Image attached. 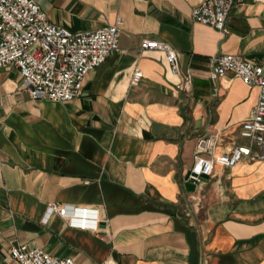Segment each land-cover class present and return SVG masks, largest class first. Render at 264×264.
Segmentation results:
<instances>
[{"label":"crops","instance_id":"crops-1","mask_svg":"<svg viewBox=\"0 0 264 264\" xmlns=\"http://www.w3.org/2000/svg\"><path fill=\"white\" fill-rule=\"evenodd\" d=\"M199 1L36 0L71 31L120 16L119 49L69 101L34 100L16 67L0 69V264H19V243L82 264H264V158L184 187L200 136L216 153H260L240 135L258 88L230 72L212 79L209 59L264 63V0H235L224 32L192 20ZM143 38L170 44L178 72ZM53 202L96 208L98 230L68 226Z\"/></svg>","mask_w":264,"mask_h":264},{"label":"built area","instance_id":"built-area-1","mask_svg":"<svg viewBox=\"0 0 264 264\" xmlns=\"http://www.w3.org/2000/svg\"><path fill=\"white\" fill-rule=\"evenodd\" d=\"M235 0H200L191 10L194 22L225 31L226 20ZM122 18L113 23L82 31H71L48 21L36 0H0V69L14 66L34 100L69 101L82 93L89 71L119 49ZM140 49L158 50L172 73L178 72L176 50L167 42L143 38ZM210 77L217 79L230 72L249 86L258 88L257 102L251 114L241 123L240 135L260 148L252 155L249 146L236 145L228 152L214 151L215 137L200 136L195 145L194 160L185 182L195 186L211 177L216 165L230 168L243 159L264 158V63L236 54L213 55L209 59ZM143 76L135 67L130 83ZM2 93L0 90V105ZM205 154V156L203 155ZM49 214H57L72 227L98 230L96 208L49 203ZM9 255L19 264H82L70 257H56L37 247L19 243L9 248ZM103 264H112L109 260Z\"/></svg>","mask_w":264,"mask_h":264},{"label":"water","instance_id":"water-1","mask_svg":"<svg viewBox=\"0 0 264 264\" xmlns=\"http://www.w3.org/2000/svg\"><path fill=\"white\" fill-rule=\"evenodd\" d=\"M184 187L188 190V191H193L195 189V185L190 183V182H184Z\"/></svg>","mask_w":264,"mask_h":264}]
</instances>
